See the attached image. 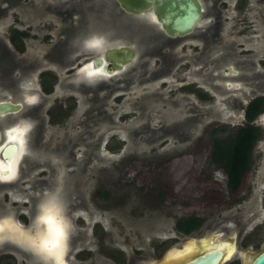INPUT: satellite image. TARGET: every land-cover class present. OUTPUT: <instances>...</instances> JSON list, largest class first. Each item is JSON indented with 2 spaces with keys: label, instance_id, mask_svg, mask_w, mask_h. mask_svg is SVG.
<instances>
[{
  "label": "flooded vegetation",
  "instance_id": "1",
  "mask_svg": "<svg viewBox=\"0 0 264 264\" xmlns=\"http://www.w3.org/2000/svg\"><path fill=\"white\" fill-rule=\"evenodd\" d=\"M197 1L200 14L193 27L184 34L170 35L156 20L127 13L115 0H41L38 8L35 0H0V81L3 85L0 101L7 99L22 104L18 111L0 115V169L15 171L14 178L0 179V227H3L2 234L10 238L0 243V264H39L20 233L29 235L28 229L37 215L40 200L58 181L63 182L69 217L73 218L81 209L92 215L82 186L90 175L88 168L93 159H101V144L107 145L103 142L105 131L116 126L126 127V135L132 142L138 132L147 130L149 141L166 136L185 141L190 138L191 128L208 127L207 161L212 168L204 171L212 178L219 172L221 188L218 192H210L204 203L194 202L193 195L188 194L187 208L180 214L166 215L169 227L150 223L143 230H134L132 235L120 229L112 237L109 233H99V224L95 223L92 227L93 250L85 240L86 232L74 229L68 252L63 257L64 264H70L71 259L77 263L88 261V264H186L219 250L215 264H249L252 257L264 250V243L258 247L260 234L256 226L258 217L264 215V207L259 206V200L264 204V186L258 187L264 168L252 183L248 176L255 165V146L264 139V126L257 123L264 115V108L250 121L244 117L249 102L264 98V74L257 69L258 64L264 67V44L261 52L252 53V50L242 48L243 43L237 42L236 35L228 36L236 21L240 22L239 16L248 0ZM8 11L15 19L6 27L3 23ZM229 12L234 14L229 15ZM251 15L261 25L264 23V0H253ZM41 24L48 30L42 35L45 42L38 44L34 28ZM2 27L5 32H1ZM93 33L108 38L109 46L102 52L82 50L80 41ZM244 40L252 41V38ZM26 41L32 52L17 56L25 51ZM236 46L241 49L236 50ZM120 47L132 54L116 69L112 61L106 59L105 51ZM95 58L100 59V65L92 62ZM255 58H258V64ZM39 65L44 66L37 71L43 102L47 97L44 94L52 92L56 85V71L62 69L67 73L58 84L59 90L74 87L88 104L61 132L59 141H52L58 135L48 131L45 122L63 124L75 106L74 96L56 100L46 108L43 116L38 113L40 105L32 111L35 105L28 99L33 95L36 97V89H24L19 84ZM82 68L106 75L89 79ZM108 71L111 73L107 74ZM44 76L50 81L47 91L41 85ZM167 79L185 83L179 84L180 92L172 93L168 99L162 97L158 88L148 90V86L157 82V87L165 85ZM136 86L142 93L125 101L129 111L136 112L137 117L129 124L120 125L113 120L115 111H107L108 101L120 102V98ZM5 89L16 95L5 97ZM231 90H238L245 97V103L240 107L242 120L234 127L218 124L219 109L214 101L216 96L221 98ZM150 99L152 105L148 108L145 104ZM153 109L167 117V120L160 119L156 128L149 125L148 111ZM27 115L34 119L23 118ZM25 124L30 128L23 137L22 146L19 133L13 130ZM245 124L257 128L259 135L249 149L246 168L238 184L232 187L227 183L225 167L221 166L227 155L222 154L220 162L215 159L211 134H232ZM8 144L14 146V150L7 158L1 152ZM78 144L84 145V149L82 157L76 159L74 148ZM175 188L171 185L170 192L155 191L152 197L155 204H166V199L175 196ZM99 190L105 195L98 194ZM108 195L97 187L91 191L92 200L99 197L106 202ZM234 205L240 207L233 209ZM186 219H196L198 224L189 231L178 228V223ZM111 223L110 219L112 228ZM221 245H227L226 249L218 247ZM101 256L104 260H100Z\"/></svg>",
  "mask_w": 264,
  "mask_h": 264
},
{
  "label": "rangeland",
  "instance_id": "2",
  "mask_svg": "<svg viewBox=\"0 0 264 264\" xmlns=\"http://www.w3.org/2000/svg\"><path fill=\"white\" fill-rule=\"evenodd\" d=\"M36 7L41 4V0H35ZM253 12V0H248L244 12L239 16L240 22L236 21L235 28L230 32L229 37H234L237 42L243 43V49H250V52H261L264 44V23L261 25L254 16ZM233 12H229V15H233ZM26 15V12H24ZM237 16V15H235ZM14 15L11 11L5 18L3 26H8L14 21ZM231 22H234L231 21ZM230 24V23H227ZM22 27H24L22 25ZM19 27V28H22ZM1 32H5L2 27ZM37 38L35 39L38 44L45 42V37L42 35L47 33L48 28L41 24L35 27ZM7 31V30H6ZM53 34V33H52ZM226 34V38H228ZM247 37H251L252 41H245ZM53 39V37H51ZM26 48L23 54H17L27 56L32 52L30 44L26 41ZM43 46V45H42ZM236 46V50H239ZM258 64V58H255ZM44 66H36L30 77H25L19 84L22 88L26 89L33 87L36 89V97L34 105L31 110L40 105L39 115L43 116L46 108L51 106L56 100H62L65 96H74L75 106L70 112L68 118H66L63 124H50L45 122V126L48 131H53L58 137L52 139V141H59V136L65 127L77 118V116L87 107V102L83 101V96L74 87L67 88L64 91H60L58 84L62 82V79L67 72L62 69L56 71V82L53 86V91L47 95L43 102V93L40 91L37 71L43 69ZM257 69L264 74V67L258 64ZM186 71L182 74L185 75ZM16 75V74H15ZM14 75V76H15ZM168 80V79H167ZM185 83L182 81H175L170 79L165 85H159L158 82L154 85L148 86V90L158 88L163 98L172 97V93L180 92L178 89L179 84ZM0 89H3L2 82L0 81ZM140 87H134L131 92L125 93L120 98V102H116L114 99L108 101L107 111H115L113 113V120L120 125H126L131 123L137 114L131 113L129 107L125 101L127 98L132 99L134 96L141 94ZM5 97H12L15 94L10 89H5ZM174 98H178L175 96ZM192 98V97H191ZM152 99L149 103L146 102V106L152 105ZM216 109H219L218 124H225L228 127H234L242 120V110L240 107L245 103V97L238 90L226 91L223 97L216 96L214 99ZM203 105V103H198ZM150 116V127L156 128L160 119H166L162 112L155 109L148 111ZM23 118H33L27 115ZM47 120V115H45ZM257 123L260 126H264V115L258 119ZM217 125V123H216ZM128 127V126H127ZM210 128V127H209ZM126 127H113L105 131L103 135V142L106 141L107 145L101 144L99 154L101 159H93L90 167L88 168L89 177L86 183L83 184L82 190L87 201L89 210L92 215L89 216L87 212L81 209L73 215L72 224L73 230L77 229L86 232L85 240L88 242L90 249H94L92 242H95V238L92 235V227L95 223L99 224V233H109L110 236L115 237L116 231L122 229L125 233L132 235L134 230H143L150 223H159L161 226L169 227L170 222L166 220V215L180 214L181 211L187 208L188 194H192V200L194 202L204 203L206 198L211 193L218 192L221 188L222 177L219 172H216L217 177H210L206 175V172L212 167L208 164V153L210 148V141L207 135L208 127L191 128V135L188 140L177 141L171 136L161 138L155 141H149L146 137L150 132L143 131L138 132L135 136V140L132 142L126 135ZM114 134V135H112ZM120 147L116 148V144ZM84 145L78 144L74 148L75 157L79 159L82 157V150ZM255 165L253 166L249 176V180L252 183L256 177L260 174L262 168H264V139L257 142L254 149ZM206 170V172L204 171ZM251 177V178H250ZM171 185L176 186L175 196L170 197L166 204L158 206L155 204L154 198H152L157 190H166L170 192ZM258 187L264 186V175L262 180L258 182ZM100 188L106 191L108 199L103 202L102 199H91V191L95 188ZM260 194V190L258 191ZM205 196V197H204ZM204 197V198H203ZM216 199V197H213ZM210 200V199H209ZM208 200V201H209ZM259 206L264 207V204ZM233 206V209L240 207ZM205 211V210H204ZM177 213V214H176ZM264 213V209H263ZM112 220V228L109 224V220ZM256 225L259 229L258 233L260 238L258 240V247L264 243V215L258 217ZM101 228V229H100ZM103 230V231H102ZM73 256L70 255V258ZM100 260H104L101 256ZM70 264H88V261L77 263L74 259H71Z\"/></svg>",
  "mask_w": 264,
  "mask_h": 264
},
{
  "label": "water",
  "instance_id": "3",
  "mask_svg": "<svg viewBox=\"0 0 264 264\" xmlns=\"http://www.w3.org/2000/svg\"><path fill=\"white\" fill-rule=\"evenodd\" d=\"M118 6L125 12L134 15H146L152 20H156L167 34H184L188 32L200 14V5L197 0H115ZM131 51L120 47L105 51L106 59L112 61V66L120 68L123 62L130 57ZM94 64H101L99 58L92 60ZM84 68H82L83 70ZM108 71L107 74H110ZM32 97H35L33 95ZM27 99V98H26ZM29 100V99H28ZM20 102L10 100L0 101V115L16 112L21 108ZM14 150V146L8 144L3 146L2 156L7 157ZM221 250L190 261L186 264H215ZM249 264H264V250L251 258Z\"/></svg>",
  "mask_w": 264,
  "mask_h": 264
},
{
  "label": "clouds",
  "instance_id": "4",
  "mask_svg": "<svg viewBox=\"0 0 264 264\" xmlns=\"http://www.w3.org/2000/svg\"><path fill=\"white\" fill-rule=\"evenodd\" d=\"M82 50L102 52L109 46L108 38L101 33H93L80 41ZM48 216L49 221H41V216ZM73 230L72 220L68 215L66 193L62 181L50 189L37 206V215L28 229L29 236L35 242L30 250L35 254L39 264H61L57 258H62L68 252L69 238ZM5 234H0V243L9 240Z\"/></svg>",
  "mask_w": 264,
  "mask_h": 264
},
{
  "label": "trees",
  "instance_id": "5",
  "mask_svg": "<svg viewBox=\"0 0 264 264\" xmlns=\"http://www.w3.org/2000/svg\"><path fill=\"white\" fill-rule=\"evenodd\" d=\"M14 41V40H13ZM21 49V47H18ZM50 81L44 76L41 81L42 89L47 91L49 88ZM264 98H257L251 102H249L244 111V117L246 121H250L258 114L263 108ZM259 131L257 128L245 124L240 127L235 133L225 134V135H212V147L213 154L217 155V160L221 161L219 158L222 154L227 155L225 162L221 164L222 167H225V171L227 172V183L235 187L238 184L239 177L243 170L246 168V160L248 157V152L258 137ZM230 138V139H229ZM116 148L120 145L116 144ZM98 194L104 196L105 193L102 191H98ZM198 224V220L196 219H186L182 223H178V228L189 231L191 228L195 227ZM98 232V230H97Z\"/></svg>",
  "mask_w": 264,
  "mask_h": 264
},
{
  "label": "snow or ice",
  "instance_id": "6",
  "mask_svg": "<svg viewBox=\"0 0 264 264\" xmlns=\"http://www.w3.org/2000/svg\"><path fill=\"white\" fill-rule=\"evenodd\" d=\"M82 71L84 72L85 77L89 78V79L106 75V73L98 72V71H87V70H82ZM34 101H35V97L29 98V103H33ZM29 128H30V125L25 124V125L17 128V129L13 130L14 132L19 133V136L21 137V144L22 145L24 144L23 137L27 133ZM12 138L16 139L15 136H13ZM14 176H15V171L11 168L7 169V170L0 169V179H12V178H14ZM40 219H41V221L47 222V221H49L50 218L45 215V216H41ZM17 231H18V229H17ZM2 233H3V227H0V234H2ZM20 235L23 237V242L26 244V246H28L29 248L34 246L35 242L32 240V238L29 235H26L24 233H20ZM218 247L226 249L227 245H221ZM213 250H215V249H213ZM177 255H179V254H177ZM57 258L61 260V264H64V260L62 258V253H58Z\"/></svg>",
  "mask_w": 264,
  "mask_h": 264
},
{
  "label": "bare ground",
  "instance_id": "7",
  "mask_svg": "<svg viewBox=\"0 0 264 264\" xmlns=\"http://www.w3.org/2000/svg\"><path fill=\"white\" fill-rule=\"evenodd\" d=\"M85 66H86V65H85ZM85 66H84V67H85ZM86 68L89 69L88 67H86ZM5 139H6V138H5ZM4 141H6V140H4ZM10 141H11V140H10ZM14 143H15V141H14ZM15 144H16V143H15ZM16 145H17V144H16ZM22 146H23V145H22ZM12 158H13V157H12ZM9 167H10V165H9ZM5 169H6V168H5Z\"/></svg>",
  "mask_w": 264,
  "mask_h": 264
}]
</instances>
